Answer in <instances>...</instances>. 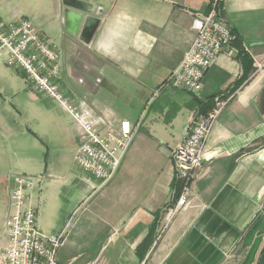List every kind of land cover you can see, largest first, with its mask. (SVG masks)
I'll return each instance as SVG.
<instances>
[{"label": "crops", "instance_id": "crops-1", "mask_svg": "<svg viewBox=\"0 0 264 264\" xmlns=\"http://www.w3.org/2000/svg\"><path fill=\"white\" fill-rule=\"evenodd\" d=\"M43 2L50 10L31 19V5ZM208 2L74 0L85 9L76 26L66 24L63 0H0V20L25 16L62 50L59 87L90 117L114 125L141 117L115 174L99 186L74 163L77 123L0 61V155L17 145L27 158L29 146L40 148V163L26 173L43 174L32 197L38 227L47 235L64 229L60 264H252L264 234V0L225 1L235 37L198 92L158 88L192 43L194 13ZM220 92L230 98L206 140L188 203L153 243L177 188L171 151ZM13 173L0 171L6 208ZM5 219L0 204V252Z\"/></svg>", "mask_w": 264, "mask_h": 264}, {"label": "built area", "instance_id": "built-area-1", "mask_svg": "<svg viewBox=\"0 0 264 264\" xmlns=\"http://www.w3.org/2000/svg\"><path fill=\"white\" fill-rule=\"evenodd\" d=\"M226 0H209L204 11L194 13L192 27L195 37L179 63L159 84L196 93L210 65L235 34L224 17ZM62 50L46 37L25 16L11 21L0 20V61L23 72L25 83L61 107L76 123L78 143L74 163L101 186L115 174L123 154L133 138L140 118L134 123L122 120L118 125L90 117L59 87ZM264 65V59L259 67ZM230 96L217 93L213 106L204 114H195L185 128V137L171 151L172 168L177 188L171 203L157 220L153 243L161 237L175 214L188 203L190 185L204 160L206 140ZM84 103L86 108L88 103ZM7 194L5 219L6 247L0 252V264H60L57 248L64 229L54 235L45 234L36 223L32 205L34 188L43 174L16 172ZM75 211V210H74Z\"/></svg>", "mask_w": 264, "mask_h": 264}, {"label": "rangeland", "instance_id": "rangeland-1", "mask_svg": "<svg viewBox=\"0 0 264 264\" xmlns=\"http://www.w3.org/2000/svg\"><path fill=\"white\" fill-rule=\"evenodd\" d=\"M31 6H35L36 9L33 10H29L28 16L33 19L36 17L37 14H39L41 11L46 10V8L48 7L46 5V2L40 3L39 7L37 8L38 5L34 4ZM50 10V8H47V11ZM46 11V12H47ZM27 138L30 140L31 139V135H27ZM29 152L28 157L25 158L26 156L21 154V148L17 147V145L13 146L10 149H4L1 150L2 152V158L0 155V159H1V163H0V171L1 170H5V172L13 171V172H27L33 168H35L39 162V151L40 148H31V146H29L28 150ZM67 168H72V169H76V166L71 164V161H68L66 163ZM4 186V183L2 182L1 187ZM0 204L2 205L4 214L6 215L7 212V208H6V198H5V193L2 190H0ZM154 230H155V226H154ZM259 242V241H258ZM258 242L255 243L254 247H253V252L252 254L254 255L256 248L258 247ZM6 247V245H4L2 248L4 249Z\"/></svg>", "mask_w": 264, "mask_h": 264}, {"label": "water", "instance_id": "water-1", "mask_svg": "<svg viewBox=\"0 0 264 264\" xmlns=\"http://www.w3.org/2000/svg\"><path fill=\"white\" fill-rule=\"evenodd\" d=\"M74 0H63L64 4H66V9L64 10L65 12V21L67 24L68 20H73L76 22V26L78 25L79 21H81L83 17L84 10L83 7L81 8L80 6L73 5ZM74 27V29L76 28ZM84 37V36H83ZM264 247V234L262 237L261 242L259 243L253 257L252 264H257L258 258L260 256V253Z\"/></svg>", "mask_w": 264, "mask_h": 264}, {"label": "trees", "instance_id": "trees-1", "mask_svg": "<svg viewBox=\"0 0 264 264\" xmlns=\"http://www.w3.org/2000/svg\"><path fill=\"white\" fill-rule=\"evenodd\" d=\"M257 264H264V247H263V249H262V251L260 253V256L258 258Z\"/></svg>", "mask_w": 264, "mask_h": 264}]
</instances>
